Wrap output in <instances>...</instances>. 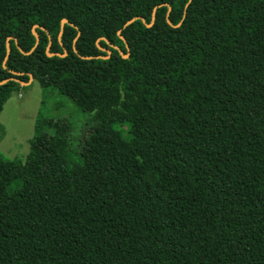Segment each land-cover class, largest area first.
<instances>
[{
  "label": "trees",
  "instance_id": "obj_1",
  "mask_svg": "<svg viewBox=\"0 0 264 264\" xmlns=\"http://www.w3.org/2000/svg\"><path fill=\"white\" fill-rule=\"evenodd\" d=\"M30 74L92 121L0 153V264H264V0H0Z\"/></svg>",
  "mask_w": 264,
  "mask_h": 264
},
{
  "label": "rangeland",
  "instance_id": "obj_2",
  "mask_svg": "<svg viewBox=\"0 0 264 264\" xmlns=\"http://www.w3.org/2000/svg\"><path fill=\"white\" fill-rule=\"evenodd\" d=\"M38 115L66 124L75 143L86 135L92 121V114L78 110L57 89H43L36 80H32L12 92L0 113V153L5 158L25 159Z\"/></svg>",
  "mask_w": 264,
  "mask_h": 264
},
{
  "label": "water",
  "instance_id": "obj_3",
  "mask_svg": "<svg viewBox=\"0 0 264 264\" xmlns=\"http://www.w3.org/2000/svg\"><path fill=\"white\" fill-rule=\"evenodd\" d=\"M134 19H135V18L128 20V21L125 23V25L131 23ZM154 19H155V10L153 11L152 22H151L150 24H147V25H148V26H151L152 23H153V21H154ZM167 20H168V23H171L170 20H169V11H168V13H167ZM66 22H67V19H62V21H61V28H60V32H59V36L62 34V31H63V25H64V23H66ZM34 28H35V27H34ZM34 28H33V34H34L35 37H36V43H37L39 37H38L37 32L34 30ZM118 32H120V30H119ZM120 37H121L122 39H124L123 36H120ZM124 40H125V39H124ZM6 47H7V49H6V56H5V58H4V62H5V60L7 59L8 55H9V51H10V48H9V44H8V43H7ZM49 47H50V43H49V45H48V47H47V49H46L48 56H53L54 54H58V53H50V52H49ZM126 47L128 48L127 44H126ZM108 53H110L109 50H108ZM58 55H65V54H58ZM122 55H123L124 58H126V57L128 56V53H126V54H122ZM32 80H34V78H33V75L30 74V75H29V79H28V81H26V82H23V81L21 82V81H20V82H21L22 85H27V84H29ZM1 83H3V82H1Z\"/></svg>",
  "mask_w": 264,
  "mask_h": 264
}]
</instances>
